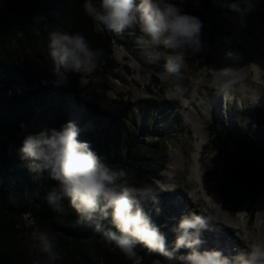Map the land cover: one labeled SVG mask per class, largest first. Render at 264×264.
Masks as SVG:
<instances>
[{
  "label": "trees",
  "instance_id": "1",
  "mask_svg": "<svg viewBox=\"0 0 264 264\" xmlns=\"http://www.w3.org/2000/svg\"><path fill=\"white\" fill-rule=\"evenodd\" d=\"M247 2L196 0L197 7L194 0H187L185 12L208 20L214 28L213 37L227 38L228 34L216 29L220 26L217 19L225 23L228 12L247 15ZM83 4L84 0H0V264H32L33 227L56 237L63 256L57 264H133L107 244L94 225L81 222L68 201H64L63 214L55 211L47 197L56 182L46 173L37 176L30 172L28 162L17 154L26 135L42 128L59 129L66 123L70 94L79 100L76 82L81 74L72 73L68 86L43 84L57 80L48 56L49 32H79L94 50L102 51L98 63L104 62L103 71L111 73L118 66L111 56L112 41L118 35L98 28L84 12ZM36 15L46 19L36 22ZM83 113L93 123L96 115L104 114L89 104ZM234 113L235 120L226 127L212 124L207 128L212 151L210 176L221 198V215L225 216L232 215L240 204L252 207L264 191V105L235 108ZM78 128V138L89 142L102 162L124 169L133 184L143 186L139 177L144 160L136 139L110 133L97 137L91 130ZM31 220L35 221L32 227ZM103 227L111 225L105 220ZM136 251L142 254V264H150V257H158L163 264L170 262L139 245ZM181 252L185 254L186 249Z\"/></svg>",
  "mask_w": 264,
  "mask_h": 264
},
{
  "label": "rangeland",
  "instance_id": "2",
  "mask_svg": "<svg viewBox=\"0 0 264 264\" xmlns=\"http://www.w3.org/2000/svg\"><path fill=\"white\" fill-rule=\"evenodd\" d=\"M247 3V15L228 12L225 14V23L220 22V18L217 19L216 23L220 26L216 29L228 34L227 38L213 37L214 28H211V23L200 19L201 39L206 43L205 50L199 53L192 51L191 54L185 52L177 72L167 70L168 57L176 54L173 50L141 42L142 34L138 29L129 32V35L119 34L111 45V56L118 65L116 69L111 73L103 71L104 62L98 63L94 72L78 78L76 83L79 100H75L71 94L67 97L66 122L71 121L83 130H91L97 137L110 133L118 137L129 135L136 139L137 144L141 146L140 156L144 160V165L140 167L139 181L143 186L149 185L160 192L162 184L168 182L166 173L170 170L172 162L170 153L174 150L182 151L185 141L193 137V128L187 117L190 105H181L175 95L177 88L170 80L178 76L182 78L181 88L184 85L183 94L187 99H191L194 89L196 90L194 105L200 112L207 136L203 152L210 159V169L204 177V183L208 191L216 192L219 203L208 209L200 204H179L176 207L177 203L171 199H177L182 191L177 174L171 182L175 181L177 184L159 194L158 204L151 200L143 201L145 211L167 236L169 249L172 248L174 240V233L170 229L183 215L209 218L207 229L202 231V236L212 229L215 222L223 223L227 218L234 216L236 210L244 208L246 227L232 225V232L225 228L230 238L237 240L239 246L248 248L257 234H264V218L260 227L256 225V202L252 207L246 203L238 205L232 215H221V198L210 176L212 151L207 128L212 124L218 128L229 125L235 120V108L264 105V81L258 83L250 70L253 55L257 50L253 40L258 32L262 34L261 38H264V0H248ZM186 5L187 0L182 6L184 12ZM221 57H228L229 61H219ZM71 78L72 73H68L62 84L71 85ZM261 78L264 80V75ZM43 84L57 85V80L44 81ZM215 91H218L217 94ZM214 94L217 96V102L209 108L208 104L212 102L208 103L207 98L210 99ZM251 95L256 99H251ZM86 104L104 112L96 115L95 123L85 119L83 111ZM205 109L209 113L208 116L202 112ZM159 181H162V184ZM156 207L161 209L159 214L154 211ZM262 211L264 213V206ZM176 255L184 254L180 250ZM153 258L152 264H157V261L163 264L158 257Z\"/></svg>",
  "mask_w": 264,
  "mask_h": 264
},
{
  "label": "clouds",
  "instance_id": "3",
  "mask_svg": "<svg viewBox=\"0 0 264 264\" xmlns=\"http://www.w3.org/2000/svg\"><path fill=\"white\" fill-rule=\"evenodd\" d=\"M186 0H84V12L101 30L122 34L136 30L142 34L141 42L173 50L176 54L167 59V70L177 72L188 50L201 52L206 43L201 39L202 21L182 10ZM198 7V3L194 0ZM41 22L46 18L36 15ZM48 56L53 65L57 85L67 79L68 73L88 75L95 71L102 51L94 50L86 37L79 32L48 33ZM23 127V125H21ZM80 129L74 122H66L59 129L42 128L26 135L17 154L28 162L29 171L55 183L48 193V201L55 211L65 212L64 201L79 216L81 222L94 225V230L110 246H114L133 264H142L143 258L136 246L150 253L166 257L171 264H264V240L256 238L247 251L231 257L219 249H203L201 238L209 218L183 215L170 229L174 233L172 248L167 236L145 211L143 201L158 204L157 192L149 185L136 186L124 169H113L102 162L87 141L78 137ZM154 211L159 214L161 209ZM108 221L110 228L103 227ZM35 224L29 221V226ZM30 247L35 255L32 264H57L63 259L56 237L46 230L33 227ZM181 249L186 254L177 256ZM159 264V261H157Z\"/></svg>",
  "mask_w": 264,
  "mask_h": 264
},
{
  "label": "bare ground",
  "instance_id": "4",
  "mask_svg": "<svg viewBox=\"0 0 264 264\" xmlns=\"http://www.w3.org/2000/svg\"><path fill=\"white\" fill-rule=\"evenodd\" d=\"M261 35L258 32L256 34L255 39L253 40L257 46V50L253 55L252 64H250V70L254 73V79L257 80L258 83H262L264 81L261 78V76L264 75V38L262 39ZM226 59L227 61H229L228 57H221L219 58V61H226ZM217 61L218 60H216V62ZM181 80L182 78L178 76L174 79H171L170 81L177 88L175 95L177 97V100L180 101L181 105H190V111L187 113V117L193 128V137H191L190 139L188 138L185 141L184 149L182 151L174 150L170 153L172 162L170 164V170L166 173V181L170 182V184L168 182H165L166 184H162V181H159V183L163 185V188L169 189L173 187L174 184H177L175 181L171 183L177 174L181 183L180 186L182 187V191L179 197H177V199H171V201L177 203L176 207H178L179 204H191L194 206L200 204L202 207L208 209L215 207L219 203V198L216 192H214L213 190L208 191L207 186L204 183V177L210 169L209 156L204 154L203 152V146L207 140V136L204 132V122L202 121L200 112L194 105L197 92L194 89V94L192 95V98L187 99V97H185L183 94L185 92L182 89L184 88V85L181 88ZM242 89H245L244 86L242 87ZM215 92V94H217L218 91ZM225 92H227L226 89ZM215 94L210 99L207 98L208 103L212 102L210 103V105L208 104L209 108H211V106L217 102V96ZM250 97L251 99H256L254 95H251ZM202 112L207 116L209 115L206 109L202 110ZM263 206L264 192H262V194L259 196L255 203V208L258 213L256 222L257 226L262 223L264 218V213L262 211ZM245 218L246 210L244 208H241L236 210L235 215L230 218H227V220H224L223 223L215 222L212 226V229L208 230L207 233L205 232V234L201 236V238L206 242L204 245H202V250L212 249L213 246V248L221 250L225 256L229 257L239 252L247 251L248 248H246V246H239L237 240H233L232 238H230V234L226 232V230H224L226 228L227 231L232 232V225H241L243 228H245ZM256 238L264 240V234H257L254 239Z\"/></svg>",
  "mask_w": 264,
  "mask_h": 264
},
{
  "label": "water",
  "instance_id": "5",
  "mask_svg": "<svg viewBox=\"0 0 264 264\" xmlns=\"http://www.w3.org/2000/svg\"><path fill=\"white\" fill-rule=\"evenodd\" d=\"M139 255L142 257V254H139ZM150 258H151V261L153 262L154 261V258L153 257H150ZM152 262L150 264H152Z\"/></svg>",
  "mask_w": 264,
  "mask_h": 264
}]
</instances>
